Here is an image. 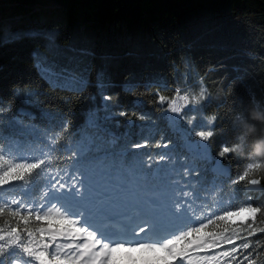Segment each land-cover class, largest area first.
<instances>
[{
  "label": "trees",
  "instance_id": "1",
  "mask_svg": "<svg viewBox=\"0 0 264 264\" xmlns=\"http://www.w3.org/2000/svg\"><path fill=\"white\" fill-rule=\"evenodd\" d=\"M58 1L65 8L62 20L40 18L34 8L25 15L0 14V150L15 162L51 158L28 183L0 188V201L36 205L52 177L69 182L89 176L128 203L139 199L149 206L154 200L174 211V201L187 200L190 218L220 205L238 206L248 196L264 206V181L254 188L233 183L248 163L264 162L254 155L264 122L251 115L264 113V0ZM9 6L0 2V8ZM78 6L85 9L80 36L87 39L68 45ZM4 21H11L16 37L1 38ZM42 28H57L61 45L88 56L77 88L46 78L34 55L46 35L26 33ZM132 72L143 74L129 83ZM147 72L166 79L147 81ZM177 89L190 96L203 89L205 99L177 117L159 103ZM207 130L214 131L209 141L195 134ZM50 137L59 142L53 145ZM225 146L237 150L220 157ZM182 191L190 196L174 195ZM190 226L192 219L177 229ZM17 258L23 254L12 250L4 259L8 264Z\"/></svg>",
  "mask_w": 264,
  "mask_h": 264
},
{
  "label": "snow or ice",
  "instance_id": "2",
  "mask_svg": "<svg viewBox=\"0 0 264 264\" xmlns=\"http://www.w3.org/2000/svg\"><path fill=\"white\" fill-rule=\"evenodd\" d=\"M204 99L203 89L199 95L191 96L182 95L177 89L171 98L161 95L159 103L167 104L168 110L182 118L184 107H195ZM195 134L206 142L214 131ZM50 140L53 145L59 142L58 137ZM234 151L235 148L225 146L219 156ZM50 161L45 154V158L31 162H15L0 150V188L14 182L28 183ZM52 180L55 182L50 181V190L43 193L36 205L14 198L0 201V264H6L4 258L12 250L22 253L23 259H13L11 264H264V237L253 239L264 234V206L253 204L251 196L238 206L220 205L208 215L191 218L188 213L192 204L177 199L172 204L177 222L192 219L193 226L186 230H159L152 222L129 234L126 229L114 230L97 224L96 216L83 203V181L74 177V182L68 185L55 177ZM262 181L264 162H251L233 183L245 182L246 187L254 188L261 186ZM174 195L187 198L190 193L182 191ZM70 205L80 211H71ZM164 231L169 235L162 236Z\"/></svg>",
  "mask_w": 264,
  "mask_h": 264
},
{
  "label": "rangeland",
  "instance_id": "3",
  "mask_svg": "<svg viewBox=\"0 0 264 264\" xmlns=\"http://www.w3.org/2000/svg\"><path fill=\"white\" fill-rule=\"evenodd\" d=\"M1 1L2 0H0V2ZM8 1L10 3L9 7L0 8V14L4 16L10 13H13L14 15H25L26 13H29L33 8L38 17L46 20H62L65 16L64 4L58 0H35L33 4L14 0ZM88 1L89 0H78L77 3L80 4L83 2L84 4H86L88 3ZM89 7L90 5H88L87 8ZM84 12L85 9H81L78 6L71 43L68 45H73L77 41L85 42V40L87 39L85 34L84 36H80V34L83 33L86 28V25H84V21H82V19L79 17V15L83 14ZM10 22L11 21H4L1 23V27L3 28V32L1 34L2 39H11L17 36L18 31L9 27ZM57 31V28H42L33 31L28 29L26 30V33H42L46 35L44 47L35 48L34 55H36L37 59L40 61V66L44 68L45 75L48 81L52 85L77 88L79 86L78 82L83 79V70L88 64V60L86 59L88 56L77 51H71L68 45H61V43H59L54 37ZM69 63H73L71 67ZM55 73L57 75H54ZM142 74L143 73L141 72H132L127 77V80L129 83H131L133 81H136ZM165 79L166 76L164 73H146L147 81L161 82ZM191 148L192 150H195L194 145ZM214 168L219 171L223 169L219 165H215ZM77 181H83V185L85 188V197L83 203L86 206L87 210L96 216L97 223L99 221L107 223L106 221L107 219L111 218L110 216L117 218L126 217L128 215L133 216L132 219L134 222L145 221V224L147 225L152 224L150 223V221L154 216L159 219L155 220L157 224L161 225V227L157 226L159 230L161 228V230L169 229L170 231H175L178 228V225L181 223L177 222L176 214L174 213V211L169 210L164 205H158L154 200H149V206H145L144 204H142L139 199H137L133 203H128L122 201V199L118 200L117 198H115V193H113L112 191H103L101 187L94 185L89 176ZM73 182L74 181H61V183H65L68 185H71ZM49 190L50 186L48 187L46 192H48ZM58 203H63V201H59ZM69 207L73 212L80 211L78 207L71 205ZM166 233H168L169 235L168 231L163 232V234ZM8 264H11V262Z\"/></svg>",
  "mask_w": 264,
  "mask_h": 264
},
{
  "label": "clouds",
  "instance_id": "4",
  "mask_svg": "<svg viewBox=\"0 0 264 264\" xmlns=\"http://www.w3.org/2000/svg\"><path fill=\"white\" fill-rule=\"evenodd\" d=\"M251 115H252V119L260 120V121L264 122V113L257 112L255 110H253ZM248 131L249 132H254L255 131V127L254 126H248ZM235 150H237V149H235ZM254 155L256 157H260V158L264 159V138L258 140L255 143V145H254Z\"/></svg>",
  "mask_w": 264,
  "mask_h": 264
},
{
  "label": "bare ground",
  "instance_id": "5",
  "mask_svg": "<svg viewBox=\"0 0 264 264\" xmlns=\"http://www.w3.org/2000/svg\"><path fill=\"white\" fill-rule=\"evenodd\" d=\"M102 217V216H101ZM133 217V216H132ZM102 220V219H101Z\"/></svg>",
  "mask_w": 264,
  "mask_h": 264
},
{
  "label": "water",
  "instance_id": "6",
  "mask_svg": "<svg viewBox=\"0 0 264 264\" xmlns=\"http://www.w3.org/2000/svg\"><path fill=\"white\" fill-rule=\"evenodd\" d=\"M7 186V185H6ZM6 186H4V187H6Z\"/></svg>",
  "mask_w": 264,
  "mask_h": 264
}]
</instances>
